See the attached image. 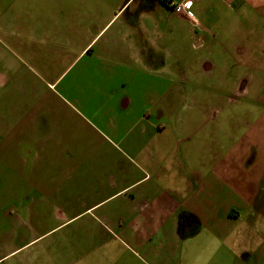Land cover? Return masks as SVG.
<instances>
[{
  "label": "crops",
  "instance_id": "obj_1",
  "mask_svg": "<svg viewBox=\"0 0 264 264\" xmlns=\"http://www.w3.org/2000/svg\"><path fill=\"white\" fill-rule=\"evenodd\" d=\"M0 204L7 255L264 264V0H0Z\"/></svg>",
  "mask_w": 264,
  "mask_h": 264
},
{
  "label": "rangeland",
  "instance_id": "obj_2",
  "mask_svg": "<svg viewBox=\"0 0 264 264\" xmlns=\"http://www.w3.org/2000/svg\"><path fill=\"white\" fill-rule=\"evenodd\" d=\"M74 70H72L73 72ZM58 89V85L56 86ZM44 91L48 92V88L44 85ZM240 107H242L243 102H239ZM223 105V102H222ZM0 207H2V204H0ZM72 225V224H71ZM70 224H64L62 227L53 230L50 234H47L46 241L47 243L44 245L45 241H40L37 244H35L32 247H20L14 255H7L10 251V239L13 237V233L16 230L15 226L12 227L11 232L5 231L4 226H0V264H52V262L49 261H43L40 258V261L37 260V254L39 253H47V254H53L54 256L57 255H64V254H71L74 255L75 253L81 252L79 250L78 246H70L67 244H62L63 242L60 241V238H63L67 236L69 228L71 226ZM23 237H28V231L26 234H22ZM21 237V238H23ZM55 238V239H54ZM97 252H95L94 257L99 258V254L106 252V249L101 250V248H97ZM127 264H135V262L132 261L131 258L124 259ZM210 261H204V260H196L194 262H189V264H208ZM186 263V262H184ZM217 264H231V262H224L221 260L220 262H216ZM61 264H68L67 262H62ZM69 264H83L80 262H72L70 261ZM93 264H101V261H97ZM103 264H116L114 260H109L107 263ZM142 264V263H138Z\"/></svg>",
  "mask_w": 264,
  "mask_h": 264
},
{
  "label": "trees",
  "instance_id": "obj_3",
  "mask_svg": "<svg viewBox=\"0 0 264 264\" xmlns=\"http://www.w3.org/2000/svg\"><path fill=\"white\" fill-rule=\"evenodd\" d=\"M165 5H167L169 2H170V0H161Z\"/></svg>",
  "mask_w": 264,
  "mask_h": 264
},
{
  "label": "built area",
  "instance_id": "obj_4",
  "mask_svg": "<svg viewBox=\"0 0 264 264\" xmlns=\"http://www.w3.org/2000/svg\"><path fill=\"white\" fill-rule=\"evenodd\" d=\"M187 3H188L187 1H186V2H184V3L182 4V6H185ZM188 14H189L190 16L192 15V13H191V12H188Z\"/></svg>",
  "mask_w": 264,
  "mask_h": 264
}]
</instances>
